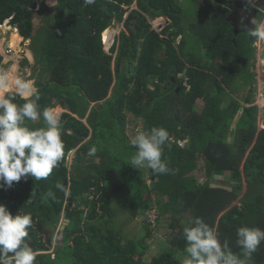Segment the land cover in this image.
<instances>
[{"label": "trees", "instance_id": "obj_1", "mask_svg": "<svg viewBox=\"0 0 264 264\" xmlns=\"http://www.w3.org/2000/svg\"><path fill=\"white\" fill-rule=\"evenodd\" d=\"M257 1L258 10L246 4L264 17V0ZM49 2L0 0V26L8 21L19 33L13 47L22 38L33 41L32 77L41 108L65 110V155L50 177H29L0 189V205L13 216L21 212L33 217L30 247L54 252L53 258L37 254L36 264H145L150 245L145 239L124 242L115 220L120 213L132 220L147 217L154 209L158 222L170 219L171 249L152 255L150 264H183L174 256L187 254L183 227L194 216L239 252V227L264 229V129H258L259 110L252 106L256 39L247 32L235 35L227 21L244 1L193 0L192 18L185 8L189 0ZM35 13L43 25L33 35ZM114 24H123V29L106 51L102 35ZM124 64L131 67L130 74ZM241 88H249L246 97L238 96ZM16 102L23 103L19 98ZM132 116L142 120L145 132L152 127L168 130L164 156L169 174L129 165L136 151L127 140ZM237 118L234 139L228 142ZM27 124L37 128L43 121ZM93 145L98 152L90 157ZM73 150L78 155L68 167ZM199 158L204 160L203 183L194 174ZM227 173L230 190L211 185L210 179ZM57 182L67 191L57 190ZM62 219L68 224L59 230ZM46 230L57 234L52 245ZM146 234L152 235L149 229ZM251 264H264V243Z\"/></svg>", "mask_w": 264, "mask_h": 264}, {"label": "clouds", "instance_id": "obj_2", "mask_svg": "<svg viewBox=\"0 0 264 264\" xmlns=\"http://www.w3.org/2000/svg\"><path fill=\"white\" fill-rule=\"evenodd\" d=\"M94 2L84 0L85 5ZM251 23L255 28H249L247 34L253 39H264V17L259 15ZM10 71H0V189L3 190L11 189L14 183L29 177L35 181L47 180L65 155L60 113L54 107L41 108L40 94L33 81L21 77L10 79ZM8 89L14 91L5 95ZM17 98L23 103L18 104ZM240 102L244 107L251 106ZM38 120L43 121L42 127L30 128L27 124ZM261 129L264 128L259 127ZM169 138L164 127L139 131L131 141L136 151L129 165L139 170L148 168L157 174H169L172 170L164 156ZM97 152L93 145L87 155L94 157ZM55 188L67 191L59 182ZM47 195L54 197L55 194L49 191ZM32 226L31 214L20 212L13 216L6 206L0 205V264H36L37 252L29 245ZM236 236L239 252L232 250L227 239L221 241L215 229L202 217H190L183 227L184 251L187 253L183 264H251L253 254L264 243V229L242 226L237 229Z\"/></svg>", "mask_w": 264, "mask_h": 264}, {"label": "rangeland", "instance_id": "obj_3", "mask_svg": "<svg viewBox=\"0 0 264 264\" xmlns=\"http://www.w3.org/2000/svg\"><path fill=\"white\" fill-rule=\"evenodd\" d=\"M47 5L50 4L49 0H45ZM183 2L184 0H180ZM190 2L187 4L185 3V8L188 9V16L189 18L193 17V12L195 10V3L193 0H189ZM236 1V0H234ZM248 1V0H244ZM199 3H202V0H199ZM252 4L254 5L255 9H260L258 1L257 0H252ZM50 10H53L54 7L48 6ZM133 8V7H132ZM54 12V10H53ZM127 16V15H126ZM33 23H34V33L35 35L38 31V29L43 25V18L42 16L38 15L35 13L33 15ZM110 31L107 34V36L104 37V34L102 35L103 43L104 46L106 43L109 41V39L112 37L113 39H117L120 31L123 29V24H114L110 27ZM176 31V29H174ZM17 34L16 39L13 42V37L14 34ZM18 30L12 26L9 25V22L6 21L1 27H0V71L2 70L3 66H6L9 64V66L5 69H11L9 72V78L14 79L15 77H21L27 80L35 82V80L32 77L33 74V65L35 63V57H34V52L32 49V40H24L22 38V41L20 45L13 47L15 41L18 39ZM106 41V42H105ZM255 47V66L253 68V71L257 75V82L254 84V93H255V101L252 106L258 107L259 110V123H258V129L263 128L262 127V114H263V107H262V101L263 99V92H264V39H256L254 43ZM106 50V49H105ZM107 51V50H106ZM109 51V50H108ZM115 55V54H114ZM123 69L126 73H131V67L128 66V64H124ZM35 85V84H34ZM14 91L13 89H8L5 91V95L8 92ZM238 96L239 97H246L249 88L245 89H238ZM95 104H92V107H94ZM57 111L61 114L63 111V108L61 106L56 107ZM240 116V114H239ZM238 116V118H239ZM238 118L235 120L231 127V134L227 137V141L231 142L234 139L235 136V125L238 120ZM139 131H144L143 130V124L141 119H135L133 116L131 119L127 122V140L128 142L132 145L131 141L135 137V135ZM88 138V137H87ZM87 141V140H86ZM181 145H185L181 144ZM115 148L112 147L111 151L112 153L114 152ZM116 151V150H115ZM76 150H73L68 154L67 158V166L70 167L72 165V162L75 157H77ZM194 174L197 175V178H199V181L203 183L206 179L204 178V160L202 158H199V168L194 172ZM211 185L213 187H221V188H226V189H231V180L230 176L227 173L224 176H216L213 177L212 179L209 180ZM246 186L244 190L241 193V196L244 195ZM155 199V197H153ZM116 204V202H114ZM119 204V203H118ZM157 208V206H155ZM156 210V209H154ZM155 214L156 211H152ZM153 214H150L149 217H152ZM169 218H164L160 222H155L154 225H151V223L148 221V217H146L145 214L141 215L138 217L136 220H132L130 214L128 213H120L116 217V223L118 225L122 226V231H123V236H124V242L128 240L129 238L135 239V240H140V239H145V241L150 245L149 251L146 253V256L144 257L145 264H150L151 262V257L152 255H160L161 253H164L167 250L171 249V244H170V231L168 229V224H169ZM66 223V220L62 219L59 230L61 229V226ZM146 223L149 224V227L146 225ZM147 229L151 231V236H148L146 234ZM51 231V230H49ZM58 231V229H57ZM56 231V232H57ZM57 234L52 236V231H51V239L56 240ZM52 240V241H53ZM53 243V242H52ZM50 254L52 258L54 257V252L53 250H49L46 252H37V254ZM187 257V254H177L174 256L176 260L179 261V263L183 262L184 259Z\"/></svg>", "mask_w": 264, "mask_h": 264}, {"label": "water", "instance_id": "obj_4", "mask_svg": "<svg viewBox=\"0 0 264 264\" xmlns=\"http://www.w3.org/2000/svg\"><path fill=\"white\" fill-rule=\"evenodd\" d=\"M249 15H251L252 20L257 18V12L255 13H250L246 10H244L241 7H237L235 8V10H233L231 12V14L229 15V17L227 18V21L230 22L232 24V27L234 28V33L235 35H238L241 31L239 30V25L237 23V19L238 17H242V18H247ZM113 43V39L109 40V42L106 43L105 45V49L108 51L110 50L111 46ZM263 99H264V92H263ZM61 115V114H60ZM262 127L264 128V107H263V114H262ZM68 224V221H66V223H64L61 226V230H63L65 228V226ZM46 237H47V242L49 245H52V239H51V231L46 230Z\"/></svg>", "mask_w": 264, "mask_h": 264}, {"label": "flooded vegetation", "instance_id": "obj_5", "mask_svg": "<svg viewBox=\"0 0 264 264\" xmlns=\"http://www.w3.org/2000/svg\"><path fill=\"white\" fill-rule=\"evenodd\" d=\"M242 1H244V0H242ZM244 3H245V4L248 3V4H250L252 7H254V5L252 4V2L250 3L249 1H244ZM248 4H246L245 6H238V7H242L244 10H246V11H248V12H250V13H255V12H257V11H255V10H250ZM234 10H235V9H234ZM256 10H258V9H256ZM257 17H258V13H257ZM237 20H238L237 23H238V25H239V30H240L241 32H247L249 28H252V29L255 28V25H253V24L251 23V21H252V17H251V15H249V16H248L247 18H245V19L242 18V17H238Z\"/></svg>", "mask_w": 264, "mask_h": 264}, {"label": "built area", "instance_id": "obj_6", "mask_svg": "<svg viewBox=\"0 0 264 264\" xmlns=\"http://www.w3.org/2000/svg\"><path fill=\"white\" fill-rule=\"evenodd\" d=\"M152 211H155V210H151V211L147 212V217H148V221L151 223V225H154V223L157 222L158 216H157V214H155ZM150 214H153V216L149 217Z\"/></svg>", "mask_w": 264, "mask_h": 264}, {"label": "crops", "instance_id": "obj_7", "mask_svg": "<svg viewBox=\"0 0 264 264\" xmlns=\"http://www.w3.org/2000/svg\"><path fill=\"white\" fill-rule=\"evenodd\" d=\"M110 29V28H109ZM111 39H113V38H111ZM114 42H115V39H113V44H114Z\"/></svg>", "mask_w": 264, "mask_h": 264}, {"label": "bare ground", "instance_id": "obj_8", "mask_svg": "<svg viewBox=\"0 0 264 264\" xmlns=\"http://www.w3.org/2000/svg\"><path fill=\"white\" fill-rule=\"evenodd\" d=\"M112 38V37H111ZM111 38L109 40H111ZM109 42V41H108Z\"/></svg>", "mask_w": 264, "mask_h": 264}]
</instances>
